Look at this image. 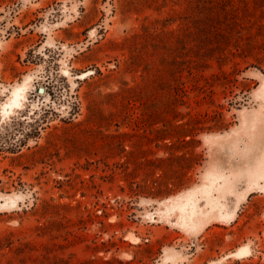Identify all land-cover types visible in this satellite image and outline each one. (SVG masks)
I'll list each match as a JSON object with an SVG mask.
<instances>
[{
  "label": "rangeland",
  "instance_id": "374dc122",
  "mask_svg": "<svg viewBox=\"0 0 264 264\" xmlns=\"http://www.w3.org/2000/svg\"><path fill=\"white\" fill-rule=\"evenodd\" d=\"M260 5L0 0V264H264ZM216 172L249 195L192 228Z\"/></svg>",
  "mask_w": 264,
  "mask_h": 264
},
{
  "label": "bare ground",
  "instance_id": "6f19581e",
  "mask_svg": "<svg viewBox=\"0 0 264 264\" xmlns=\"http://www.w3.org/2000/svg\"><path fill=\"white\" fill-rule=\"evenodd\" d=\"M25 88H26L25 82H23L22 84L16 85L12 89L10 98L4 104V106L2 105V107H4V109L5 108L9 109L10 111H12L14 108L22 107L24 105V102L26 101ZM10 111H8V112H10ZM2 112L4 113V110ZM4 114L8 115L9 113H4ZM253 119L255 120V118H253ZM256 158L257 159L254 158L255 159L254 162H256V160H259L260 157L257 156ZM262 159H263L262 162H264L263 157H262ZM251 161H253V160H251ZM248 164H250V163H248ZM219 165H221V164H219ZM258 165H260V164L258 163ZM258 165L254 166V167H256L255 169L253 168V166L252 167L250 166L251 169L253 168V170L250 169V171L247 168L248 169V170H246L247 173L243 172L244 174H241L242 175L241 178H243V176L245 175L246 179L247 180L249 179V181L251 183L257 182V180L261 177L264 178V167H262V165H260V166H258ZM263 165H264V163H263ZM216 166H217V164L215 165V167ZM241 166H243V165H241ZM246 167H248L247 164H246ZM216 168L219 169L218 166ZM243 169L245 170L246 168H243ZM223 171H221V172H223ZM217 172L215 174L211 173V176H213L212 181L210 182V185L201 189V191H200L201 196H197L196 194L190 192V193L185 194L182 198L174 200V202H173V204H174L172 206L173 210L179 211L182 219L184 218L186 224L188 226H191L192 228L196 227L197 225L202 226L204 221L207 220L208 217H212V216H217V217H220L221 219L222 218H225V219L226 218H233L234 215H236L235 214L236 209H237V206L239 205L241 198L244 199L247 195H249L248 190L243 192L240 195H237V197H235L236 198L235 206L233 207L232 210L229 209L227 197H229L228 195H230V194L231 195L235 194V190H234V188H235L234 184L235 183L233 184L232 182H234V181H230L233 179L227 178L230 175H223L224 173L217 174ZM237 173L240 174L241 172L237 171ZM230 174H231V172H230ZM234 174L237 176L236 177V179H237L238 174L233 173V174H231V176L233 175L232 177H234ZM244 180H245V178H244ZM238 181H239V179H238ZM251 183H250V185H251ZM247 187H249V186H247ZM240 191H242V190H240ZM201 200H203L205 202L204 205H202V203L200 202ZM220 218H218V219H220ZM246 251L247 250H245V252ZM240 253H239V256H240ZM242 254H243V252H242ZM211 263H213V262H211ZM214 264H216V263H214Z\"/></svg>",
  "mask_w": 264,
  "mask_h": 264
},
{
  "label": "trees",
  "instance_id": "16d2710c",
  "mask_svg": "<svg viewBox=\"0 0 264 264\" xmlns=\"http://www.w3.org/2000/svg\"><path fill=\"white\" fill-rule=\"evenodd\" d=\"M254 1V3H255V5L257 6V7H260L261 5H260V3H261V0H253ZM261 14H264V10H261ZM263 33H264V31H263ZM152 117V116H151ZM189 123H185V124H183V125H180L181 126V128H182V130H185L186 128H185V125H188ZM186 159H188V157H186V156H184V155H182V156H178V157H175V160H177V161H185Z\"/></svg>",
  "mask_w": 264,
  "mask_h": 264
},
{
  "label": "water",
  "instance_id": "95a60500",
  "mask_svg": "<svg viewBox=\"0 0 264 264\" xmlns=\"http://www.w3.org/2000/svg\"><path fill=\"white\" fill-rule=\"evenodd\" d=\"M40 91H43V88L39 89Z\"/></svg>",
  "mask_w": 264,
  "mask_h": 264
}]
</instances>
